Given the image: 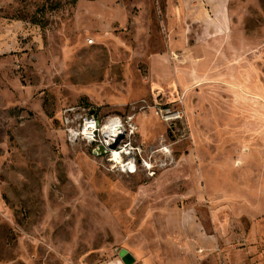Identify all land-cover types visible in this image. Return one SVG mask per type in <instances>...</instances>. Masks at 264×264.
<instances>
[{"label":"rangeland","instance_id":"rangeland-1","mask_svg":"<svg viewBox=\"0 0 264 264\" xmlns=\"http://www.w3.org/2000/svg\"><path fill=\"white\" fill-rule=\"evenodd\" d=\"M69 107L134 116L153 169L69 142ZM124 252L264 264V0H0V264Z\"/></svg>","mask_w":264,"mask_h":264},{"label":"built area","instance_id":"built-area-1","mask_svg":"<svg viewBox=\"0 0 264 264\" xmlns=\"http://www.w3.org/2000/svg\"><path fill=\"white\" fill-rule=\"evenodd\" d=\"M62 125L71 143L84 142L102 147L111 167L121 174L134 175L140 169L151 171V161L143 157L140 147L134 146L137 126L134 116H119L100 119L86 108L69 107L62 112ZM169 121V120H166ZM166 155L168 151H163Z\"/></svg>","mask_w":264,"mask_h":264},{"label":"water","instance_id":"water-1","mask_svg":"<svg viewBox=\"0 0 264 264\" xmlns=\"http://www.w3.org/2000/svg\"><path fill=\"white\" fill-rule=\"evenodd\" d=\"M95 118H97L98 116L97 115H94ZM94 154L96 156H99V157H103L105 155V150L102 148V147H99L98 149H96L94 151ZM122 259H123V262L125 264H134L135 263V259L128 253H123L122 254Z\"/></svg>","mask_w":264,"mask_h":264}]
</instances>
